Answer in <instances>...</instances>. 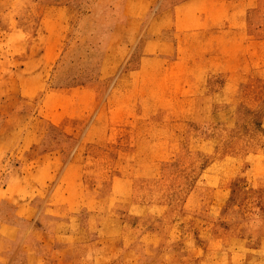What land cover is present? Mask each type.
Instances as JSON below:
<instances>
[{
    "label": "rangeland",
    "instance_id": "obj_1",
    "mask_svg": "<svg viewBox=\"0 0 264 264\" xmlns=\"http://www.w3.org/2000/svg\"><path fill=\"white\" fill-rule=\"evenodd\" d=\"M263 38L264 0H0V264H264Z\"/></svg>",
    "mask_w": 264,
    "mask_h": 264
},
{
    "label": "crops",
    "instance_id": "obj_2",
    "mask_svg": "<svg viewBox=\"0 0 264 264\" xmlns=\"http://www.w3.org/2000/svg\"><path fill=\"white\" fill-rule=\"evenodd\" d=\"M246 5V4H245ZM250 4H248V6H249ZM251 5L253 6V4L251 3ZM247 6V7H248ZM214 7H216V5H214ZM240 7V6H239ZM246 7V6H245ZM255 7V6H254ZM251 15V14H250ZM260 42H262L263 44H264V38L260 41ZM262 57H264V51L262 52ZM262 66H264V62L262 63ZM47 165H45V166H43V167H46ZM88 258V257H87ZM76 261H80V259H76L75 257H74V262H76ZM84 261H86V264H93L94 262H93V260H84Z\"/></svg>",
    "mask_w": 264,
    "mask_h": 264
}]
</instances>
